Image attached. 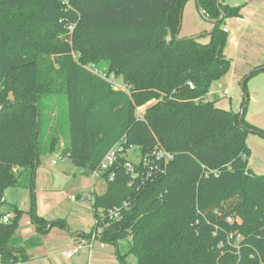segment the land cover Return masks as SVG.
Masks as SVG:
<instances>
[{
  "label": "trees",
  "instance_id": "obj_1",
  "mask_svg": "<svg viewBox=\"0 0 264 264\" xmlns=\"http://www.w3.org/2000/svg\"><path fill=\"white\" fill-rule=\"evenodd\" d=\"M189 1L0 0V215H13L0 225V264H26L30 248L65 226L33 207L36 234L24 237L25 211L4 207L8 189L35 188L41 154L59 149L90 175L118 144L125 150L115 178L108 171L93 206L129 203L100 237L114 245L129 239L121 264L128 255L136 264H264V174L250 167L248 145L250 132L264 131L246 120L247 107L240 121L241 111L206 99L231 70L232 35L224 28L242 6L200 0L214 26L182 37ZM89 63L122 76L128 91L90 72ZM262 71L243 83L242 107L248 80ZM157 145L174 158L130 185L128 149L144 156Z\"/></svg>",
  "mask_w": 264,
  "mask_h": 264
},
{
  "label": "rangeland",
  "instance_id": "obj_2",
  "mask_svg": "<svg viewBox=\"0 0 264 264\" xmlns=\"http://www.w3.org/2000/svg\"><path fill=\"white\" fill-rule=\"evenodd\" d=\"M260 8L261 10L256 17L251 19L250 16L248 17L250 21L246 24L247 34L241 35L240 41L235 44L232 40L233 45L229 56L232 59L231 70L215 83V89L219 90L216 97L223 108L241 111L244 99L242 81L256 70L261 64L258 63L259 60L264 58V1ZM188 11L189 8L187 14ZM241 22L244 21H240L234 27L237 33H241L240 31L244 27ZM184 30L182 37L186 35ZM259 81V78L254 75L247 82L249 103L245 118L264 130V86ZM116 82L120 86L125 84L122 76H117ZM225 89L228 90L227 94L223 93ZM254 96L259 99V103L251 101ZM59 108H64L63 101ZM146 108L147 106L140 107L137 114L143 117ZM62 140L66 144L64 137H62ZM248 143L252 148L250 167L254 172L264 174V134H249ZM137 148L134 147L133 149L137 150ZM136 150L131 151V157L133 160L138 161L140 155ZM106 189L107 180L105 177L95 179L92 174H83L81 168L74 165L68 157L62 155L61 150L43 152L35 188H10L5 193L7 201L4 203V207L8 209L12 204H16L25 211L24 219H31L30 211L35 207L38 214H46L51 220L61 219L65 222L64 227L56 226L55 230L49 231L48 238H53L46 243V251L49 256L34 259L28 264H55V257L52 256H55V254L60 257V259L57 258L60 264H121L119 255L128 254L130 249L127 237L121 238L117 245L97 240L92 248L81 246L80 252L71 258H67L64 254L69 249L63 251L62 255L59 253L62 246L57 245L61 241L63 243L64 241L61 239L68 235L73 238L72 241L74 242L70 245V249L73 246L81 245L82 234L87 233L90 227L94 225L96 218L93 202L89 196L91 193L102 195L106 192ZM31 224L23 223L21 220L20 232L22 236L30 237L28 233L34 228V225L31 226ZM75 233H78V235L73 236L72 234ZM90 236L91 230L86 235V240ZM65 244L64 242V246H66ZM50 251L54 253L50 254ZM126 263L136 264V257L128 255Z\"/></svg>",
  "mask_w": 264,
  "mask_h": 264
},
{
  "label": "built area",
  "instance_id": "obj_3",
  "mask_svg": "<svg viewBox=\"0 0 264 264\" xmlns=\"http://www.w3.org/2000/svg\"><path fill=\"white\" fill-rule=\"evenodd\" d=\"M225 31H229V28L226 26ZM86 68L92 72L93 74L102 77L109 82H111L116 89H124L128 91V86L124 84L120 86L117 81V76L114 73H109L106 68H103L96 63H89L86 65ZM192 89L195 88L193 83H190ZM224 94L228 93V90L225 89L223 91ZM125 150L123 144H118L112 149H110L107 154L104 156L98 167L92 172V175L95 179H99L101 177H105L108 173V179L113 180L115 178V172L112 170L116 166L119 160L120 153ZM134 151L133 147L128 149L129 152ZM246 158L247 155L243 154ZM174 158V154L165 148L157 145L155 148L144 156H140L138 161L132 159V161L126 162V170L127 173L130 175V185H132L137 178H141V182L145 183L153 176L161 173L164 171L163 164H167ZM56 162V161H54ZM143 164V168L145 170L141 171L137 164ZM90 200L94 203L95 195L91 193L89 196ZM6 201V198L2 199ZM129 203L124 202L121 205H117L110 208H100L95 209L96 218L93 228L91 230V236L83 244L80 246L73 247L64 252L67 258H71L73 255L80 252L81 246L93 247L97 240H100V237L104 234V232L109 229L113 223L121 221L124 218V211L128 209ZM13 215L12 213H5L0 215V225L5 223H10L12 221ZM231 221V219H229ZM0 262H1V255H0Z\"/></svg>",
  "mask_w": 264,
  "mask_h": 264
},
{
  "label": "crops",
  "instance_id": "obj_4",
  "mask_svg": "<svg viewBox=\"0 0 264 264\" xmlns=\"http://www.w3.org/2000/svg\"><path fill=\"white\" fill-rule=\"evenodd\" d=\"M264 0H226V3L229 4V5H233V6H242V10H241V13H242V16L241 17H233V18H229L227 20V27L229 28V32L231 33L232 35V38H231V43H230V47H229V50H228V55L230 56L231 55V47H232V43L234 42V44L238 41H240V38H241V35H245L247 34L248 32V29H247V25L250 21L251 18H254L256 17L261 8L260 6L262 5ZM189 8V11H188V14H187V10ZM203 15L201 14L200 10H199V7L197 5V2L196 0H190L186 7H185V10H184V14H183V22H182V28H181V35H182V32L184 30V32L186 33L185 36H188V35H198L204 31H209L213 28L214 24L213 22H211V20H208L206 18H203L202 17ZM250 16V19H248V17ZM240 21H244V22H241V24L244 25L243 29L240 31L241 33H237V31H235V28L236 25L240 22ZM233 40V42H232ZM250 46V45H249ZM258 63H261L259 64V66H264V58L260 59ZM256 77L259 78V82L261 85L264 86V71L258 73L255 75ZM217 81H215L212 86H211V90L210 92L206 95V99L208 100H217L219 101V99L216 97L219 90L215 89V83ZM251 101L254 102V103H259V99L254 96L251 98ZM262 101V100H261ZM217 105L218 106H222L221 103L217 102ZM247 120V119H246ZM248 121V120H247ZM249 123H251L252 125L256 126L255 124H253L251 121H248ZM258 129H260L261 131H264L262 128L256 126ZM259 134L260 132H250V134ZM61 144L64 146V140H62L61 138ZM61 145V146H62ZM249 147L251 148L250 146V143H248ZM251 151H252V148H251ZM251 157V156H250ZM38 170L39 168L37 169V173H38ZM44 190V188H43ZM6 198V196H5ZM6 201H7V198H6ZM42 216H44L45 218L47 219H51L50 217H48L46 214H43ZM31 219H24V216H23V219H22V222L23 223H26V224H31ZM34 224L32 223L31 226H33ZM57 227H54L50 230V232H52L53 230H55ZM93 228V225L92 227H90V229L87 231V233H83L82 235V243L83 244L86 240V235H88V233L90 232V230H92ZM60 230V229H59ZM50 232H48L47 234H45L42 238H43V242L35 247H32L30 248L28 251H29V255H30V260L28 262H26V264H28L29 262H32V260L34 259H37V258H41V257H45L47 256L49 253L46 251L47 250V247H46V243L49 242L48 240H51L53 238H48ZM28 236H33L36 234V228H35V225H34V228L33 230H30ZM57 235V234H55ZM73 236H77L78 233H75V234H72ZM61 240H63L66 244V246H64V242L62 243L59 242L57 245H61L62 246V250L59 252L63 255V251L67 250V249H70V245L71 244H74V242L72 241L73 238L70 237V235L68 236H64ZM76 245V244H75ZM75 247V246H73ZM54 252L50 251V254H53ZM49 256V255H48ZM53 257H55V260H54V263L55 264H60L59 260H57V258L60 259V257H58L56 254L55 256L52 255Z\"/></svg>",
  "mask_w": 264,
  "mask_h": 264
},
{
  "label": "water",
  "instance_id": "obj_5",
  "mask_svg": "<svg viewBox=\"0 0 264 264\" xmlns=\"http://www.w3.org/2000/svg\"><path fill=\"white\" fill-rule=\"evenodd\" d=\"M196 2H197V5H198V7H199L200 12L202 13V7H201L200 0H196ZM218 4H219V2H218ZM223 17H224V15H222L221 18H223ZM247 78H248V77H247ZM247 78H246V79H247ZM246 79H244V80L242 81V87H243V83L245 82ZM248 101H249V97H248L247 94H245V102H244V105H243V107H242V109H241V113H240V121L243 119V115H244L245 109H246V107H247V105H248ZM251 130H253V129H251Z\"/></svg>",
  "mask_w": 264,
  "mask_h": 264
}]
</instances>
